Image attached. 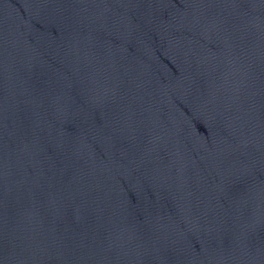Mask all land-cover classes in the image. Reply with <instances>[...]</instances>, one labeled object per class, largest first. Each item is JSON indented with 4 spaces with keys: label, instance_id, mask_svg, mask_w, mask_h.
Instances as JSON below:
<instances>
[{
    "label": "water",
    "instance_id": "1",
    "mask_svg": "<svg viewBox=\"0 0 264 264\" xmlns=\"http://www.w3.org/2000/svg\"><path fill=\"white\" fill-rule=\"evenodd\" d=\"M0 264H264V0H0Z\"/></svg>",
    "mask_w": 264,
    "mask_h": 264
}]
</instances>
